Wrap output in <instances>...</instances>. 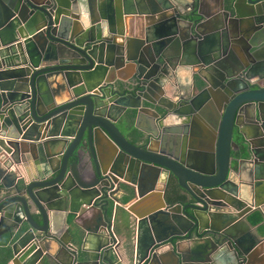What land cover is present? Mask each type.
<instances>
[{"label": "water", "instance_id": "water-1", "mask_svg": "<svg viewBox=\"0 0 264 264\" xmlns=\"http://www.w3.org/2000/svg\"><path fill=\"white\" fill-rule=\"evenodd\" d=\"M262 51L264 0H0V240L13 241L11 264H118L114 204L135 218L136 264H264L253 261L264 238L242 241L246 215L264 218ZM175 63L191 66L190 84L174 87ZM153 92L175 102L164 110L178 123L165 128L153 110L140 133L127 130ZM195 125L202 151L188 145ZM92 213L102 218L89 230Z\"/></svg>", "mask_w": 264, "mask_h": 264}, {"label": "crops", "instance_id": "crops-1", "mask_svg": "<svg viewBox=\"0 0 264 264\" xmlns=\"http://www.w3.org/2000/svg\"><path fill=\"white\" fill-rule=\"evenodd\" d=\"M209 4V3H207ZM180 6V5H179ZM211 5H206L203 7V10L205 12H209L211 10ZM180 10L184 11L185 8L182 6L180 7ZM141 21H133L130 23V34L132 37L138 36V34H141L140 30L143 29L144 24ZM174 70L172 73H174L173 76V84L174 87L176 86H186L190 84L191 78L194 75L192 73V69L188 68L191 66H185V65H180L176 64L174 65ZM130 73H132L130 70H124L120 73L122 77L129 76ZM200 73L202 75H206L208 77V73H204L202 70H200ZM210 78L208 77V80ZM201 89V86H200ZM202 91V90H201ZM199 91L200 93L196 94H201L202 92ZM151 100L154 102L155 106H152L150 104L144 103L145 106L150 107L152 110H148L143 113L144 117H141L136 121L135 119V112L130 111L128 114V128L127 130H131L135 133H140L143 128H145V116H150L152 115L153 110H156L159 112L160 117L159 120L162 122L163 126L165 128L173 127L175 123H178L175 121V116L173 113L168 114L164 110V103L166 102H172L175 103L172 99L168 98L167 94H161L157 92H153L152 95H150ZM201 97H204L202 95ZM206 98L203 100L205 101ZM164 116H166L165 119L167 121L165 122L163 120ZM196 126V125H195ZM201 126H196V131L193 133L192 132V137L191 139L188 140V145L193 151H202L204 145H205V131ZM173 135V139H178L182 138L183 135L180 132L179 134ZM171 135V136H172ZM76 160V158H74ZM87 159L86 155H81L78 159V163L81 166V164L85 163ZM161 200V196H152L150 197L146 203H151L150 205H154L158 203V201ZM143 205V204H142ZM139 207V206H138ZM101 216L98 213H92L91 215H86V217H83V222L82 225L84 228L93 230L95 229V226L101 221ZM107 218H108V227L109 231H112V234L117 238L118 241V252L120 255V261L118 264H136V238H137V228L135 225V218L134 216L128 212L127 207L125 206H120L117 204L112 205V207L108 210L107 212ZM246 222L248 226L250 227L249 231L245 234V236L242 238V241H247L255 238L258 236V238L263 237L264 238V218L258 211H252L246 215ZM162 226L161 228L164 229H173L175 228L176 230L179 228L178 226L174 223V221H170L167 223L165 219H161ZM195 238V237H193ZM193 240V239H192ZM13 244V241H11L10 237L4 236L2 240H0V264H11V261L13 260V253L11 249V245ZM195 245L200 246L202 243L196 242L192 243V241L184 240L181 242V247L185 249H189L194 247ZM262 247L257 251L254 256H253V261L254 263H259L260 260L264 259V244H259L256 246V248ZM263 249V250H262ZM258 250V249H257ZM113 258L114 254H113Z\"/></svg>", "mask_w": 264, "mask_h": 264}, {"label": "built area", "instance_id": "built-area-1", "mask_svg": "<svg viewBox=\"0 0 264 264\" xmlns=\"http://www.w3.org/2000/svg\"><path fill=\"white\" fill-rule=\"evenodd\" d=\"M110 234H111V237L113 238L114 240V244L112 245V251H113V254H114V257H115V260L117 262L120 261V255H119V252H118V248H117V245H118V241H117V238L114 236V234H112V231L110 230L109 231Z\"/></svg>", "mask_w": 264, "mask_h": 264}, {"label": "flooded vegetation", "instance_id": "flooded-vegetation-1", "mask_svg": "<svg viewBox=\"0 0 264 264\" xmlns=\"http://www.w3.org/2000/svg\"><path fill=\"white\" fill-rule=\"evenodd\" d=\"M258 56V55H257ZM259 58H263V59H260L261 61L260 62H263L264 61V51H262V53L259 54ZM257 69H261V70H264V65L263 63H261V65H259L257 67Z\"/></svg>", "mask_w": 264, "mask_h": 264}]
</instances>
